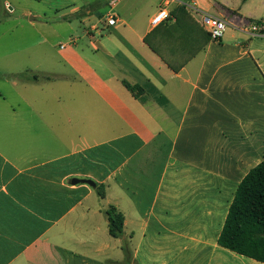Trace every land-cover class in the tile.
Listing matches in <instances>:
<instances>
[{"label": "crops", "instance_id": "0c3cea01", "mask_svg": "<svg viewBox=\"0 0 264 264\" xmlns=\"http://www.w3.org/2000/svg\"><path fill=\"white\" fill-rule=\"evenodd\" d=\"M44 1L90 26L55 58L1 56L0 264H264L218 244L264 160V36L246 31L264 0H168L156 26L165 0H117L115 27L111 0ZM204 14L227 23L219 42Z\"/></svg>", "mask_w": 264, "mask_h": 264}, {"label": "trees", "instance_id": "16d2710c", "mask_svg": "<svg viewBox=\"0 0 264 264\" xmlns=\"http://www.w3.org/2000/svg\"><path fill=\"white\" fill-rule=\"evenodd\" d=\"M182 10L183 7L177 8L173 12L174 16L178 17L177 14ZM207 37L209 39L208 34ZM33 77L37 79L36 76ZM127 87L131 91L136 90L132 86ZM96 191L100 197H104L103 186L96 185ZM107 216L108 232L120 240L125 263L131 259V252L123 236L124 217L114 206L109 207ZM218 244L232 252L264 263V160L252 168L237 186Z\"/></svg>", "mask_w": 264, "mask_h": 264}, {"label": "rangeland", "instance_id": "374dc122", "mask_svg": "<svg viewBox=\"0 0 264 264\" xmlns=\"http://www.w3.org/2000/svg\"><path fill=\"white\" fill-rule=\"evenodd\" d=\"M107 11L108 8L103 13ZM63 12H51L44 0H0V67L13 62L12 57H1L6 53L32 50L37 59L42 51L48 50L55 58L60 45L71 44L73 38L80 39L90 24L77 16L63 18ZM97 20L98 14L94 21Z\"/></svg>", "mask_w": 264, "mask_h": 264}, {"label": "built area", "instance_id": "2783aa9c", "mask_svg": "<svg viewBox=\"0 0 264 264\" xmlns=\"http://www.w3.org/2000/svg\"><path fill=\"white\" fill-rule=\"evenodd\" d=\"M116 1L111 0L109 2V12L104 16V22L108 27H115L119 23V19L114 12ZM168 4L169 1L165 0L158 12L153 16L151 19L152 26H156L169 18ZM201 25L213 42H219L227 28V23L223 19L206 14L201 17ZM246 31L250 36H264V22L251 21ZM60 48H64V45H61Z\"/></svg>", "mask_w": 264, "mask_h": 264}, {"label": "water", "instance_id": "95a60500", "mask_svg": "<svg viewBox=\"0 0 264 264\" xmlns=\"http://www.w3.org/2000/svg\"><path fill=\"white\" fill-rule=\"evenodd\" d=\"M79 181H81L83 183H86V184H88V185H90L92 187H95V184L92 181H90V180H77V179L72 180L73 183H77Z\"/></svg>", "mask_w": 264, "mask_h": 264}]
</instances>
